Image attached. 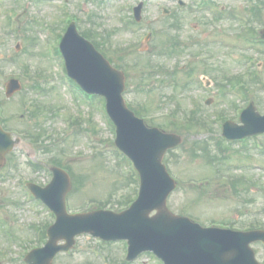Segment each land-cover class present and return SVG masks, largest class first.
<instances>
[{
    "label": "rangeland",
    "instance_id": "374dc122",
    "mask_svg": "<svg viewBox=\"0 0 264 264\" xmlns=\"http://www.w3.org/2000/svg\"><path fill=\"white\" fill-rule=\"evenodd\" d=\"M138 1L0 0V117L6 118L5 129L16 132L21 140L6 155L4 173L10 174H0L1 264H25L22 253L41 244L37 227L54 221L31 196L28 201L35 204L27 203L22 191L24 181L41 186L51 181V164L57 161L53 158H59L75 177L67 198L72 213L99 206L121 210L125 207L120 204L123 197L134 199L138 189L128 164L116 154L115 128L106 118L103 101L94 100L91 105L78 102L75 95L86 102L89 99L75 85L70 84V90L63 79V62L55 58L58 37L49 39L45 28L61 34L70 18L78 22L81 31L93 29L106 57L126 68L128 105L139 110L146 107L143 115L152 118L155 127L170 125L163 129L179 131L174 133L182 136L183 144L164 159L178 182L168 199L170 211L206 227L216 223L245 230L264 225V152L257 147L264 149V135L229 143L221 139L219 119L223 115L240 123V111L252 100L264 114V46L244 34L242 23L231 18L217 22L213 12L200 7V0H182L185 7H179V0L149 1L143 21L134 23L129 10ZM212 4L226 13H246L249 5L246 0H213ZM164 9L171 14H164ZM261 9L263 19L254 23L258 28L264 26V5ZM10 10L19 16L12 24L17 33H12L9 25ZM149 29L157 35L144 41ZM173 38L179 39L182 51H175L173 57L159 55ZM249 61L257 74L254 79ZM145 73L148 76L143 80ZM228 74L239 76L243 83L230 88ZM12 78L20 80L23 89L8 99L5 85ZM208 99H212L211 105L206 104ZM172 112L174 117H169ZM192 112L203 117L205 124L186 129L177 121L169 122L175 117L186 122L183 118ZM77 116L81 122L70 130L66 121ZM46 132L53 133L50 140L44 139L49 142L47 147L22 135L43 136ZM221 142L228 152L222 151ZM242 146L245 148L239 149ZM193 148L196 156L191 154ZM32 164L42 168L35 169ZM242 164H248L247 168H241ZM237 179L242 182L235 190L232 184ZM101 243L90 235L79 236L72 253L60 255L54 264H120L126 256L125 244ZM253 249L264 264V246L255 244ZM133 264L160 263L144 254Z\"/></svg>",
    "mask_w": 264,
    "mask_h": 264
},
{
    "label": "water",
    "instance_id": "95a60500",
    "mask_svg": "<svg viewBox=\"0 0 264 264\" xmlns=\"http://www.w3.org/2000/svg\"><path fill=\"white\" fill-rule=\"evenodd\" d=\"M65 48L70 74L88 90L107 96L108 109L118 125V145L136 162L143 185L139 200L122 215L99 212L72 217L66 214L64 206L66 193L70 189L69 177L63 171L54 169V182L46 192L40 191L45 192L44 198L56 211L58 223L49 231L50 242L47 247L39 251L42 261L37 257H31L30 260H35L36 264H50L57 252L70 249L75 235L83 231L98 235L100 229H106L110 235L129 238L135 255L144 249H153L169 264H257L249 245L252 242H264V232L203 229L186 218L173 216L167 210L166 200L175 184L168 177L162 158L167 149L177 146L181 139L157 129L148 130L143 121L127 110L121 99L123 74L112 69L72 28L64 41ZM20 89L18 81H11L8 95ZM242 121L246 125L244 129L252 132L256 125L264 127V117L256 114L253 107L245 111ZM3 137L0 131V138ZM11 148L2 149L0 159ZM155 209L159 214L153 219L149 218L148 214ZM63 238L68 244L58 247L57 241Z\"/></svg>",
    "mask_w": 264,
    "mask_h": 264
}]
</instances>
